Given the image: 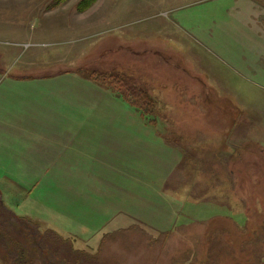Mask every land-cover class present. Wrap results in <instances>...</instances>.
I'll list each match as a JSON object with an SVG mask.
<instances>
[{
	"label": "rangeland",
	"instance_id": "rangeland-1",
	"mask_svg": "<svg viewBox=\"0 0 264 264\" xmlns=\"http://www.w3.org/2000/svg\"><path fill=\"white\" fill-rule=\"evenodd\" d=\"M86 2L0 0V200L38 228L26 262L264 264V0Z\"/></svg>",
	"mask_w": 264,
	"mask_h": 264
},
{
	"label": "trees",
	"instance_id": "trees-1",
	"mask_svg": "<svg viewBox=\"0 0 264 264\" xmlns=\"http://www.w3.org/2000/svg\"><path fill=\"white\" fill-rule=\"evenodd\" d=\"M92 1L94 0H87L86 4H90ZM96 79L105 81V84L112 87L114 90L121 91L122 99H129L132 107H134L142 117H146L149 115L148 110L151 109L152 106H154L153 101L145 90L135 85L132 79L124 75H118L116 73L98 76L96 75ZM29 224L35 229H38L35 224L23 218H18L11 211L5 209L0 200V240H5V236L9 237L10 235L15 237V239L12 240L11 243H8L15 255V264H32L31 262H26V256H28L29 253L28 249L24 248V246H22L19 242V240L22 238V235L24 234L23 232H27L30 230V228H28ZM23 225H25L24 229L22 228L24 227ZM2 229L6 230L5 236L1 233ZM34 263L35 262H33V264Z\"/></svg>",
	"mask_w": 264,
	"mask_h": 264
},
{
	"label": "crops",
	"instance_id": "crops-1",
	"mask_svg": "<svg viewBox=\"0 0 264 264\" xmlns=\"http://www.w3.org/2000/svg\"><path fill=\"white\" fill-rule=\"evenodd\" d=\"M91 85H94V84H91ZM74 88V85H46L44 88H53V90H57L56 92L58 91H67V92H70V96L73 94L72 91H71V88ZM99 88V87H98ZM39 90V89H38ZM69 95V93H68ZM67 95V96H68ZM65 108V111H66V104L63 106ZM71 110V113L73 111V108H68ZM67 109V113L69 112ZM72 116V115H71ZM81 123H83V120H81ZM71 129H72V123H71ZM72 131V130H71ZM4 135V134H2ZM7 146H8V143H7ZM67 144L64 145V147H66ZM49 155L51 156V162L49 163L48 162V159L44 160V163L47 165V166H54V161H55V164H57L56 162H58L59 160H61L62 162H64L63 164L64 165H68L69 164V159H68V153H67V150H61V151H54V150H49ZM54 155V159L52 158ZM38 165V163H37Z\"/></svg>",
	"mask_w": 264,
	"mask_h": 264
}]
</instances>
